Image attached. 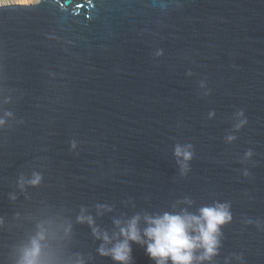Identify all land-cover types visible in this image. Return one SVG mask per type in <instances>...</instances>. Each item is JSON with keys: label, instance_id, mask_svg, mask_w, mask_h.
Here are the masks:
<instances>
[{"label": "water", "instance_id": "1", "mask_svg": "<svg viewBox=\"0 0 264 264\" xmlns=\"http://www.w3.org/2000/svg\"><path fill=\"white\" fill-rule=\"evenodd\" d=\"M0 121V264L40 235L43 264H120L114 221L217 203L233 219L193 264H264V0L0 10Z\"/></svg>", "mask_w": 264, "mask_h": 264}, {"label": "clouds", "instance_id": "2", "mask_svg": "<svg viewBox=\"0 0 264 264\" xmlns=\"http://www.w3.org/2000/svg\"><path fill=\"white\" fill-rule=\"evenodd\" d=\"M41 0H0V4H39ZM243 115V113H240ZM3 121H0L2 124ZM246 121H241L237 128L243 126ZM229 140L235 137L229 136ZM191 148V145L188 146ZM175 154L182 156L184 161L192 159V152L177 146ZM251 155V152L248 153ZM187 168V164L182 165ZM41 177L36 176L30 183L37 185ZM83 221L87 219L90 224L93 223L92 217H80ZM143 219L147 227L141 229L140 221ZM232 213L228 204H215L199 209V215L189 213L184 210L181 213L164 212L156 215H145L141 217L136 215L126 222L120 220L114 221L119 228L117 243L107 249L101 246L99 249L101 255L111 256V258L120 264H132L133 255L131 243L146 245L147 255L155 261V264H193L194 261H211L217 254L220 246V236L222 235V226L232 221ZM97 238L103 239L105 244L111 243V238L107 232L101 233L94 229ZM122 237V239H120ZM32 241V247L24 254L20 264H43L39 259L41 246L39 240ZM202 249L200 255H196L197 250Z\"/></svg>", "mask_w": 264, "mask_h": 264}, {"label": "bare ground", "instance_id": "3", "mask_svg": "<svg viewBox=\"0 0 264 264\" xmlns=\"http://www.w3.org/2000/svg\"><path fill=\"white\" fill-rule=\"evenodd\" d=\"M71 4H73V0H65L63 2H61L60 0H41L39 4L33 6H7V7H1L0 10H6L9 8H36V7H43L44 5H71Z\"/></svg>", "mask_w": 264, "mask_h": 264}, {"label": "rangeland", "instance_id": "4", "mask_svg": "<svg viewBox=\"0 0 264 264\" xmlns=\"http://www.w3.org/2000/svg\"><path fill=\"white\" fill-rule=\"evenodd\" d=\"M61 2L65 1V0H60ZM36 4H0V8L1 7H7V6H33Z\"/></svg>", "mask_w": 264, "mask_h": 264}, {"label": "snow or ice", "instance_id": "5", "mask_svg": "<svg viewBox=\"0 0 264 264\" xmlns=\"http://www.w3.org/2000/svg\"><path fill=\"white\" fill-rule=\"evenodd\" d=\"M77 6H78V7H84V5H82V4H78Z\"/></svg>", "mask_w": 264, "mask_h": 264}]
</instances>
